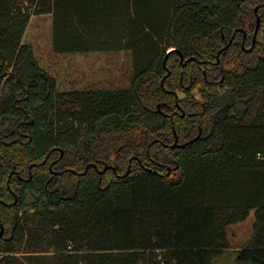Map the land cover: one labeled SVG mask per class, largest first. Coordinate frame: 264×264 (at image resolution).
I'll return each mask as SVG.
<instances>
[{"label": "trees", "instance_id": "16d2710c", "mask_svg": "<svg viewBox=\"0 0 264 264\" xmlns=\"http://www.w3.org/2000/svg\"><path fill=\"white\" fill-rule=\"evenodd\" d=\"M32 7L58 53L130 50L131 86L58 91L23 43ZM184 85L203 104L180 142L202 131L172 148ZM90 163L115 169L68 170ZM0 224V264H264V0H0Z\"/></svg>", "mask_w": 264, "mask_h": 264}, {"label": "rangeland", "instance_id": "374dc122", "mask_svg": "<svg viewBox=\"0 0 264 264\" xmlns=\"http://www.w3.org/2000/svg\"><path fill=\"white\" fill-rule=\"evenodd\" d=\"M31 12L23 43L33 46L41 67L56 79L58 91L116 90L131 86L133 61L130 50L58 53L53 47L52 14H36L35 7ZM8 188L15 199V192L9 183ZM253 224L250 216L228 228L231 251L250 239ZM26 237L17 243L15 254L20 257L26 255Z\"/></svg>", "mask_w": 264, "mask_h": 264}, {"label": "flooded vegetation", "instance_id": "af4514ba", "mask_svg": "<svg viewBox=\"0 0 264 264\" xmlns=\"http://www.w3.org/2000/svg\"><path fill=\"white\" fill-rule=\"evenodd\" d=\"M256 7H258V10H259V6H256ZM255 7V8H256ZM255 8H254V12H255ZM259 13V12H258ZM255 14H256V12H255ZM259 15V14H258ZM256 22H257V14H256ZM256 29V28H255ZM238 30H240V29H238ZM244 31V30H243ZM258 32H259V30H258ZM258 32H257V34H256V41H257V35H258ZM255 35V30H254V34H253V36ZM233 38H234V35L229 39V41H228V43L227 44H229V46H230V44L233 42ZM245 38H246V33L244 32V40H245ZM232 39V42L230 43V40ZM244 40L241 42V46L243 47V48H246L245 47V43H244ZM256 44V43H255ZM252 45H253V37H252ZM252 45L249 47V49L248 50H250V48L252 47ZM221 50V49H220ZM219 50V52L221 53V51ZM223 50H225V49H223ZM218 52V53H219ZM180 55V54H179ZM219 56H220V54H219ZM190 57H192V56H190ZM190 57H185L184 56V61L182 62L181 61V57H180V61H181V63H183V67H186L189 63H190V61H196V62H198L199 64H203V65H207V61H201V60H191L190 59ZM219 62H220V59L218 58V54H217V60L216 61H214V62H212V64H216V66H217V64H219ZM205 72V71H204ZM181 80H182V77H181ZM223 80H224V77L222 78L221 77V79H217L216 78V82H219L220 84L219 85H222L221 84V82H223ZM215 82V83H216ZM163 87H164V85H163ZM188 88H190L191 89V87L189 86V85H184L183 87H182V90H181V92H182V94H178V93H175V104H176V107H177V109L176 110H174V112L171 114V119H172V122H173V133H174V129L176 130V125H175V120L173 119V117L175 116V115H178L180 118H184L185 117V115L187 114V106L188 107H190V108H197L198 106H197V104L198 105H202L203 104V102L202 101H200V99H194V97H193V94H189L188 95V93L186 92V89H188ZM167 91H169V92H173V90L172 89H169V90H167ZM209 92H211V91H215V85L214 86H212L211 87V89H209L208 90ZM179 100H180V102L181 103H183L184 104V106H182L181 105V103H179ZM187 105V106H186ZM185 126H187L189 129H192L193 128V126L194 125H196L197 126V128H198V133H197V136L198 135H200V133H201V131H202V128H201V126L197 123V121H192V120H187L186 121V123L184 124ZM176 133H177V131H176ZM174 135H175V133H174ZM177 136H178V133H177ZM178 138H179V136H178ZM175 139H176V135H175ZM175 139H174V141H173V143L175 142ZM173 143H170V144H167V145H169V146H171ZM184 143H186V142H184ZM184 143H181L180 142V139H178V144L179 145H181V144H184ZM166 145V144H165ZM178 147H180V146H178ZM109 166H112V165H109ZM90 167H92V166H90ZM105 167V166H104ZM103 167V168H104ZM112 167H114V166H112ZM99 168V167H98ZM102 168V169H103ZM50 169H51V171H52V173L53 174H57V173H54V172H62V171H57V170H54L53 168H52V165H50ZM100 169V168H99ZM110 169H113V168H110ZM68 170H70V171H72V172H74L73 170H71V169H68ZM54 171V172H53ZM88 171V170H87ZM78 172V171H77ZM87 173V172H86Z\"/></svg>", "mask_w": 264, "mask_h": 264}, {"label": "water", "instance_id": "95a60500", "mask_svg": "<svg viewBox=\"0 0 264 264\" xmlns=\"http://www.w3.org/2000/svg\"><path fill=\"white\" fill-rule=\"evenodd\" d=\"M255 12H256V14H257V25H256V29H255V35L253 36V45H252V47L250 48V50L253 48V46H254L255 43H256V34H257V32H258V30H259V28H260V16L258 15V7L255 8ZM231 42H232V39L230 40V43H231ZM228 47H229V44H226L221 50L226 49V48H228ZM173 49L176 50L175 48H172V49H170V50L168 51V53H170ZM221 50H220V51H221ZM176 51L179 52L180 57H181V61L183 62V61H184V55L181 53L180 50H176ZM168 53H167V55H166L165 58H164V66H165V67H167ZM219 54H220V52L218 53V58H219ZM190 59H191V60H196V57L192 56V57H190ZM169 74H170V71H168L167 75H169ZM162 85H164L163 80H162ZM174 133H175V135H176V139H175V142L171 145L172 148H175V147H177V146H180V147L185 146V145H187L188 143H190L191 141H194V140H196V139L199 137V135H198L197 137L191 139L190 141H188V142H186V143H184V144L179 145V144H178V139H179V138H178V136H177V133H176V130H175V129H174ZM61 155H63V151H62ZM45 161H46V160H44V162H45ZM90 166L94 167V168L98 171V173L101 174V175H102L106 170H108V169H110V168L115 169V167H112V166H109V165H106L103 169H99L98 166H97V164H95V163H90V164L87 165L86 169H85L83 172H77V171H75V170H73V169H71V170H73L75 173L85 174V173L87 172V170L89 169ZM30 167H32V164H31ZM170 170H171V168H169V171H170ZM129 171H130V168H128V170L126 171L125 175H127V174L129 173ZM53 172H54V171H53ZM54 173L59 174V173H61V172H54ZM10 174L12 175V174H13V171H12ZM17 202H18V196L15 194V200H14L13 203L16 204ZM3 233H4V226H3V224H0V237L3 235Z\"/></svg>", "mask_w": 264, "mask_h": 264}]
</instances>
